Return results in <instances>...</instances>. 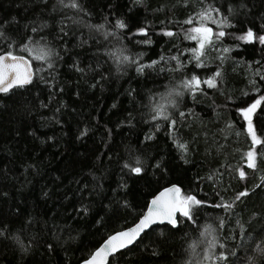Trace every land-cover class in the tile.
Listing matches in <instances>:
<instances>
[{"label": "trees", "instance_id": "16d2710c", "mask_svg": "<svg viewBox=\"0 0 264 264\" xmlns=\"http://www.w3.org/2000/svg\"><path fill=\"white\" fill-rule=\"evenodd\" d=\"M78 2L82 11L61 7L58 0H0V25L17 41V55L27 56L18 47L20 37L31 34L25 26L46 22L41 35L61 57L54 70L44 66L39 73L48 80L51 71V86L38 75L24 89L0 93V230L5 232L0 264H81L109 235L133 226L150 200L173 184L207 201L196 223L184 222L178 230L157 226L109 264H196L207 247L204 241L211 239L201 236L206 224L228 248L237 246V256L230 257L234 264H249V257L253 264H264V254L256 250L257 244L264 248V147L256 148L257 169L247 168L244 153L251 141L237 111L264 95V45L234 38L247 28L264 34V0ZM241 3L244 8L238 7ZM207 5L221 8L233 27L207 51L205 67L196 68L186 51L196 43L183 38L190 27L184 21ZM229 5L237 8L234 14L227 12ZM117 19L128 27L116 29ZM61 20L70 29L63 45L54 39ZM100 24L104 29L99 32L91 27ZM139 27L147 28V37L136 33ZM166 30L177 35L167 37ZM144 39L152 43H141ZM225 47L231 51L221 62L218 50ZM120 49L133 58L139 55L138 63H158L143 73L135 64L117 71L110 53L119 55ZM171 56L180 57L182 71H170L176 67ZM41 67L33 61L34 71ZM217 70L216 88L202 84L195 93L179 89L182 79L196 74L204 80ZM171 88L183 91L177 107L168 106L174 128L170 121L151 119L153 104L166 103L161 96ZM253 123L264 140V110H257ZM174 140L187 144L188 151ZM130 153L144 161L141 176L123 168ZM157 162L160 169L153 167ZM238 168L246 172L245 179L239 178ZM242 191L248 195L236 200ZM222 203L233 207H214Z\"/></svg>", "mask_w": 264, "mask_h": 264}, {"label": "snow or ice", "instance_id": "6c2138e0", "mask_svg": "<svg viewBox=\"0 0 264 264\" xmlns=\"http://www.w3.org/2000/svg\"><path fill=\"white\" fill-rule=\"evenodd\" d=\"M139 2V0H137ZM187 2V0H186ZM58 5L65 8L75 9L77 11H82L81 5L78 0H70V3L65 4L64 0H58ZM239 8H244L245 5L241 3ZM237 11V8H234L232 5L227 7V12L231 15ZM5 24L8 22L5 21ZM185 24L190 25L186 30L183 31V38L185 40L194 41L196 47L191 49H186V51L191 53V59L189 63L195 61L196 68L205 67L203 58L205 57L208 50L213 49L215 43L221 41L223 38L229 35L225 31L226 28L233 27L229 15H224L221 11V8L215 7L213 5H207L200 8L198 12H195L193 15L189 16L187 20L184 21ZM210 25H215V29ZM29 29L30 33L26 32L20 37L18 47L20 51L27 54L17 55L15 52V47L17 46V41L8 34V29L4 25H0V44H3V50H0V93H9L10 91L20 88L24 89L26 86L33 84L34 77L38 76L39 73L45 71V67L48 70H54L55 63L61 59L60 53L52 46V42L47 39L46 36L41 35L43 29L48 27V24L40 23L36 26H25ZM96 29V31H101L104 29V25H94L91 26ZM114 27L116 29H125L128 25L120 19L115 21ZM264 29V25L261 26ZM68 25L64 23L63 20L60 21V29L57 38L58 42L63 45L64 38L70 34V29L66 31ZM137 34H141L145 37L148 35V30L146 27H139L136 30ZM35 34V35H32ZM104 35L107 36H116L115 32H105ZM163 35L167 37H175L177 33L166 30L163 31ZM37 37H39L37 39ZM236 40L244 41L246 43L259 42V44L264 45V34H257L252 28H247L241 35L234 37ZM144 44H151L150 39H144L140 41ZM63 51H67L66 47H62ZM119 55L110 53L114 56V59L118 65L117 71H120L121 65H136V71L138 73H143L145 68L153 67L158 63V61L153 60L150 64L145 65L138 63L139 55L135 58L123 54V49L118 50ZM222 54L217 58L223 62L226 59V56L223 54L229 53L230 48H223L218 50ZM163 56L160 57V60H164ZM171 60L176 62V67L170 69V71L180 72L184 69L185 65L180 60L179 56H171ZM33 61L41 62L42 67L33 70ZM258 63V62H257ZM76 71L82 72L83 69L73 65ZM163 71V69H161ZM221 73L217 70L213 76L201 80V78L192 74L190 77L182 79L179 83V89L183 91H190L195 93L196 91L201 90V85L205 84L209 88L217 87V78L220 77ZM259 75V73H257ZM39 79L45 84L51 86V81L54 79L52 77L51 71L49 72V79L45 80L43 75H39ZM105 79V77H101ZM264 79V77H261ZM99 83V82H98ZM95 87L96 85H92ZM178 88H171L168 90L166 95H162L161 99L166 100V103H155L152 106L153 115L151 116L152 120L163 119L165 121H170L169 127L174 128L176 125V120L172 119L171 114L168 112V106L176 108L178 105L177 97L183 95V91ZM259 91V89H256ZM131 95V92L129 93ZM115 106V105H114ZM264 110V95L258 96L251 103L247 104L245 107H240L237 109L239 114L242 116L243 120L246 121V134L250 137L251 148L244 153V159L246 166L249 169H257V151L256 148L258 145L264 147V140H262L256 131V127L253 123V117L257 114V110ZM179 116L183 118L185 116L184 112H179ZM159 127V125H157ZM85 132H81V135H84ZM153 137L147 136L145 139H152ZM174 143H177V147L183 152L188 151V146L185 143H178L174 140ZM129 160L123 164V168L127 169L130 173L137 176H141L145 173L144 161L139 156H133L129 154ZM181 159L184 160V163L187 164L189 161L184 159V156H181ZM156 169L161 168V164L157 162L153 165ZM238 176L241 180L246 178V172L243 168L236 169ZM212 179L211 176L207 177ZM121 187H127V185H121ZM248 195L247 191H242L236 196V200H240L241 197ZM207 204V201L197 198L195 194L185 193L181 186L173 184L170 187L164 188L159 192L158 195H155L148 208L147 212L141 215L137 222L133 226L128 227L124 230L117 231L112 235H109L103 243L95 249L87 258L81 260V264H107L108 257L114 255L119 250L127 248L129 245L134 244L141 239L142 234H146L153 224L166 222L167 225H170V230H178L179 227L184 222L196 223L197 213ZM125 206L127 203L125 202ZM214 207H222L225 211L233 207L231 203H222L216 204ZM85 212L88 211L87 208L84 209ZM240 227V235L243 236L244 226L237 222ZM224 226V221L221 219L219 221L218 227L222 228ZM216 229L211 225H204V231L201 233V236L211 237L204 241L207 244L206 249L204 250L203 258L200 261H197L196 264H234V261L230 260V257H236V247L228 248L227 245L223 242H220L216 235H214ZM4 230H0V236H4ZM235 239V237H232ZM217 245H219L220 251H217ZM51 247V246H49ZM194 250L196 245H191ZM256 250L261 254H264V248H261L259 244L256 245ZM156 254V253H154ZM249 264H253V258L249 257Z\"/></svg>", "mask_w": 264, "mask_h": 264}, {"label": "water", "instance_id": "95a60500", "mask_svg": "<svg viewBox=\"0 0 264 264\" xmlns=\"http://www.w3.org/2000/svg\"><path fill=\"white\" fill-rule=\"evenodd\" d=\"M168 187H170V186H168ZM166 188V187H165ZM163 190V189H162ZM161 190V191H162ZM160 192V191H159ZM159 192L156 194V195H158L159 194ZM152 200V199H151ZM151 200H150V202H151ZM150 204V203H149ZM146 212H147V210H146ZM145 212V213H146ZM144 213V214H145ZM163 225H167L166 224V222L164 223V224H161V223H156V224H153L148 230H146V233H148L149 231H151L153 228H155V227H157V226H163ZM170 226V225H169ZM145 234H142V237L144 236ZM141 237V238H142ZM139 241V240H138ZM137 241V242H138ZM137 242H135L134 244H132V245H129L127 248H124V249H121V250H119L117 253H115L114 255H110L109 257H108V261H107V264H109L110 263V261H111V259L114 257V256H116L118 253H120V252H122V251H125V250H127V249H129V248H131V247H133Z\"/></svg>", "mask_w": 264, "mask_h": 264}]
</instances>
